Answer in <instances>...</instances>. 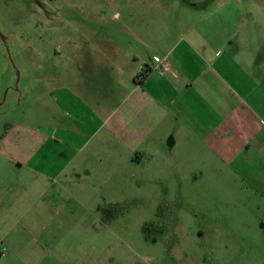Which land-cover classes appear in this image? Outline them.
<instances>
[{
    "label": "rangeland",
    "instance_id": "374dc122",
    "mask_svg": "<svg viewBox=\"0 0 264 264\" xmlns=\"http://www.w3.org/2000/svg\"><path fill=\"white\" fill-rule=\"evenodd\" d=\"M255 1L0 0V139L16 122L57 132L56 102L42 94L93 42L137 34L148 46L136 51L164 56L215 26L227 41L249 35L263 45ZM203 158L200 171H177L163 158L142 167L120 157L92 179L47 183L46 195L32 172L2 175L0 264H264V183L230 156Z\"/></svg>",
    "mask_w": 264,
    "mask_h": 264
},
{
    "label": "crops",
    "instance_id": "0c3cea01",
    "mask_svg": "<svg viewBox=\"0 0 264 264\" xmlns=\"http://www.w3.org/2000/svg\"><path fill=\"white\" fill-rule=\"evenodd\" d=\"M255 4L264 11L261 0ZM214 29L196 31L184 47L168 46L164 56L136 51L148 46L137 34L132 43L93 42L75 55L73 71L51 76L56 88L42 94L56 102L57 132L16 122L2 134L0 177L32 172L43 178L46 195L47 183L63 189L82 173L92 179L99 166L146 167L163 158L177 171H200L209 166L203 156L213 154L223 163L230 156L227 164L256 172L264 183V41H227ZM155 57L170 59L169 75H159Z\"/></svg>",
    "mask_w": 264,
    "mask_h": 264
},
{
    "label": "built area",
    "instance_id": "2783aa9c",
    "mask_svg": "<svg viewBox=\"0 0 264 264\" xmlns=\"http://www.w3.org/2000/svg\"><path fill=\"white\" fill-rule=\"evenodd\" d=\"M156 69L161 77L167 76L172 72V64L169 58L155 57ZM4 256V253L2 254Z\"/></svg>",
    "mask_w": 264,
    "mask_h": 264
}]
</instances>
